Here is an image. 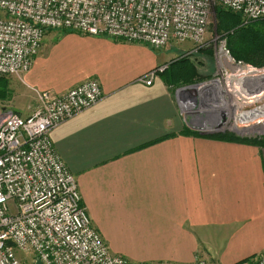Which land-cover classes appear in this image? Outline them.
<instances>
[{"label":"crops","instance_id":"crops-1","mask_svg":"<svg viewBox=\"0 0 264 264\" xmlns=\"http://www.w3.org/2000/svg\"><path fill=\"white\" fill-rule=\"evenodd\" d=\"M56 32V43L45 50L43 41L31 70L14 77L25 107L13 110L28 117L39 92L63 94L90 79L100 82L101 101L51 139L110 251L156 264L260 258L264 147L196 134L161 75L150 86L140 80L169 64L171 50Z\"/></svg>","mask_w":264,"mask_h":264},{"label":"built area","instance_id":"built-area-1","mask_svg":"<svg viewBox=\"0 0 264 264\" xmlns=\"http://www.w3.org/2000/svg\"><path fill=\"white\" fill-rule=\"evenodd\" d=\"M214 4L241 15L243 25L264 20V0H0V76L28 73L46 33L54 30L143 43L154 50L186 42L203 48ZM220 56L222 63L233 59L225 48ZM169 64L140 80L152 85ZM201 85L196 90L201 95L194 92L197 86L174 88L184 122L226 128L230 121L224 113L194 112L208 94L209 85ZM102 97L100 82L90 79L63 94L39 92V106L28 117L0 114V264H25L18 251L38 264H156L110 251L51 139L52 131ZM253 264H264V253Z\"/></svg>","mask_w":264,"mask_h":264},{"label":"rangeland","instance_id":"rangeland-1","mask_svg":"<svg viewBox=\"0 0 264 264\" xmlns=\"http://www.w3.org/2000/svg\"><path fill=\"white\" fill-rule=\"evenodd\" d=\"M218 6L219 5L214 4L213 7L211 8L210 23L204 41L205 43H207L205 47L203 48L197 46L195 47L191 43L186 42L179 44L172 43L166 48L169 49V51L170 50L172 51L173 58L171 59L172 61L170 60L171 61L170 63H172L174 60L178 58H181L182 56L183 57L188 55L192 56V59L196 62V64L199 67L200 75L208 79L205 80L204 82H201L199 86L198 84L197 85L193 84V86H197L196 88H199L200 86H202L201 84H205V83L209 85L207 88L208 96L207 95L204 96V99L202 101L203 105L201 104L200 107H197L194 112L200 110H202V112L210 111L212 112L210 117H212L213 114H217L219 116L221 113H224L225 115L223 116H225L226 121L227 120L230 121L227 124V127L226 128L224 127V129L222 128L218 129L219 127L216 128L213 126L212 127L190 126V127L193 129L194 132H198L199 135L204 137L221 135L223 132H230L239 138L262 139L264 137V116L248 124L239 123L238 121L235 120V116L238 115L239 113L243 114L250 111H254L256 109L264 108V79L251 78L250 77L251 74H245L244 76H241L240 74L242 72L240 73L241 70L240 65H238L234 61V59L230 58L226 63H224L225 61L222 63L221 61L222 58L220 56V53L224 48L227 52L228 50H227V41L225 37L221 35V33L218 31L217 28L216 8ZM3 15L4 12L0 10V16ZM56 31L58 30L50 31V33L45 36V40H44L45 50H48L53 43H56L54 39V34L57 33ZM216 38L218 39L216 40ZM260 70H264V68ZM257 74H261V73H257ZM252 75H255V73H252ZM14 77L16 76L6 77L9 82L8 92L5 97L0 98V114H6L9 111L16 112L15 110H13L16 107H20V108L25 107L24 106L25 104L21 102L24 97L20 89L22 83L19 80L16 81L13 80ZM16 78L19 79V77ZM240 79H242L241 84L243 85V88L247 90L246 92L247 97L240 94L239 92H235L231 90V88L228 87L230 82L232 83V85H235V83L237 82L239 83ZM196 88L194 92L195 93L197 92L199 93V95H201L200 92L196 91L197 90ZM203 90H205V88ZM27 110L28 109L21 110V112L22 113L25 111L27 112ZM210 117L208 118L210 119ZM207 124L212 125L211 121H209ZM17 256L20 259H22L25 264H38L35 262L36 261L35 257H33L31 254L18 251Z\"/></svg>","mask_w":264,"mask_h":264},{"label":"trees","instance_id":"trees-1","mask_svg":"<svg viewBox=\"0 0 264 264\" xmlns=\"http://www.w3.org/2000/svg\"><path fill=\"white\" fill-rule=\"evenodd\" d=\"M216 20L218 31L225 37L227 50L234 61L237 64L242 63L251 66L255 70L263 69L264 20L243 25L241 15L223 9L221 6L216 8ZM161 76L164 82L173 89L208 80L200 75L198 65L189 55L174 60ZM8 84V79L0 76V98L6 96ZM196 134L199 133L196 132ZM206 138L243 142L264 147V137L262 139H244L230 132H225L221 135L206 136Z\"/></svg>","mask_w":264,"mask_h":264},{"label":"bare ground","instance_id":"bare-ground-1","mask_svg":"<svg viewBox=\"0 0 264 264\" xmlns=\"http://www.w3.org/2000/svg\"><path fill=\"white\" fill-rule=\"evenodd\" d=\"M245 67L246 66H240V68H241L240 73L242 72L240 74L241 76H244L245 74H251V76H250L251 78L264 79V70L256 71L255 69H252L251 67H249V68L248 67L245 68ZM252 73H255V75H252ZM257 73H261V74H257ZM241 81H242V79L239 80V83L238 82L235 83V85H232V83L230 82L228 87L231 88V90H233L235 92H239L240 94H242L245 97H247V95H246L247 90L243 88V85L241 84ZM239 84H240V86H239ZM196 89H200V88H196ZM242 89H244V90H242ZM240 97H242V96H240ZM207 113H208V111L207 112L204 111L202 114L207 115ZM262 116H264V108L256 109L254 111H250V112L243 113V114L239 113L238 115L235 116V120L238 121L239 123L248 124V123H250V122H252V121H254L256 119L258 120V119L262 118Z\"/></svg>","mask_w":264,"mask_h":264},{"label":"water","instance_id":"water-1","mask_svg":"<svg viewBox=\"0 0 264 264\" xmlns=\"http://www.w3.org/2000/svg\"><path fill=\"white\" fill-rule=\"evenodd\" d=\"M238 65H242V66H246V67H251V66H248V65H243L241 63H239ZM251 68H253V67H251ZM253 69H255V68H253ZM256 70H260V69H256Z\"/></svg>","mask_w":264,"mask_h":264},{"label":"flooded vegetation","instance_id":"flooded-vegetation-1","mask_svg":"<svg viewBox=\"0 0 264 264\" xmlns=\"http://www.w3.org/2000/svg\"><path fill=\"white\" fill-rule=\"evenodd\" d=\"M253 69V68H252Z\"/></svg>","mask_w":264,"mask_h":264}]
</instances>
